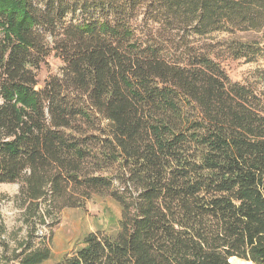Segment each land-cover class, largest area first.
<instances>
[{"label": "trees", "instance_id": "obj_1", "mask_svg": "<svg viewBox=\"0 0 264 264\" xmlns=\"http://www.w3.org/2000/svg\"><path fill=\"white\" fill-rule=\"evenodd\" d=\"M263 27L264 0H0V184L27 234L0 213V264H47L39 227L96 198L117 232L53 264H264V99L199 42Z\"/></svg>", "mask_w": 264, "mask_h": 264}, {"label": "rangeland", "instance_id": "obj_2", "mask_svg": "<svg viewBox=\"0 0 264 264\" xmlns=\"http://www.w3.org/2000/svg\"><path fill=\"white\" fill-rule=\"evenodd\" d=\"M199 42L212 46L215 52L213 59L221 64L233 82L251 88L264 99V27L260 32L233 34L218 32L199 39ZM242 45L256 49L253 48L241 59H237L235 51ZM42 67L39 72L40 85L37 89L43 86L47 78L60 76L64 64L52 55ZM20 192V185L17 183L0 184V213L7 231L3 239L12 246H16L17 236L22 240L27 235L23 219L25 209L18 199ZM121 217V208L118 204L109 199L96 198L88 202L85 209H65L58 213L54 220L47 218V224L39 227V234L47 236L48 239L51 237L50 232H53L50 242L53 257L47 264L56 263L63 256L71 254L90 233L102 231L116 233Z\"/></svg>", "mask_w": 264, "mask_h": 264}, {"label": "bare ground", "instance_id": "obj_3", "mask_svg": "<svg viewBox=\"0 0 264 264\" xmlns=\"http://www.w3.org/2000/svg\"><path fill=\"white\" fill-rule=\"evenodd\" d=\"M232 262H238V261H236V259H234V260H232ZM238 264H252V263L245 262V261H240V262H238Z\"/></svg>", "mask_w": 264, "mask_h": 264}]
</instances>
